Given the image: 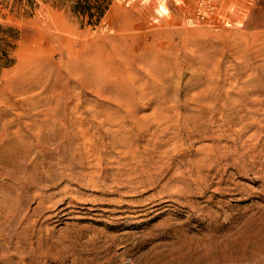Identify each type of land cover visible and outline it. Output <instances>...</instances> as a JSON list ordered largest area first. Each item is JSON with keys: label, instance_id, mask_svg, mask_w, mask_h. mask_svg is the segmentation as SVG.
Segmentation results:
<instances>
[{"label": "rangeland", "instance_id": "1", "mask_svg": "<svg viewBox=\"0 0 264 264\" xmlns=\"http://www.w3.org/2000/svg\"><path fill=\"white\" fill-rule=\"evenodd\" d=\"M212 1L0 4V264H264V0Z\"/></svg>", "mask_w": 264, "mask_h": 264}, {"label": "trees", "instance_id": "2", "mask_svg": "<svg viewBox=\"0 0 264 264\" xmlns=\"http://www.w3.org/2000/svg\"><path fill=\"white\" fill-rule=\"evenodd\" d=\"M34 0H1V9H7L9 13H15L16 16H28L29 10L33 8ZM20 9L22 11L20 12ZM84 7L73 8V11L80 14L87 13L83 10ZM96 21H98V8H97ZM102 14V11L100 12ZM2 18H5V14H0ZM91 18V13H89ZM89 18V21H90ZM17 36V32L10 26L0 25V69L7 68L12 65L13 61L9 57V51L12 48L11 39Z\"/></svg>", "mask_w": 264, "mask_h": 264}, {"label": "built area", "instance_id": "3", "mask_svg": "<svg viewBox=\"0 0 264 264\" xmlns=\"http://www.w3.org/2000/svg\"><path fill=\"white\" fill-rule=\"evenodd\" d=\"M214 11L215 5L212 0H196L194 9L196 18H208Z\"/></svg>", "mask_w": 264, "mask_h": 264}, {"label": "bare ground", "instance_id": "4", "mask_svg": "<svg viewBox=\"0 0 264 264\" xmlns=\"http://www.w3.org/2000/svg\"><path fill=\"white\" fill-rule=\"evenodd\" d=\"M67 89V88H66ZM68 90V89H67ZM69 99V98H68ZM252 120V119H251Z\"/></svg>", "mask_w": 264, "mask_h": 264}]
</instances>
